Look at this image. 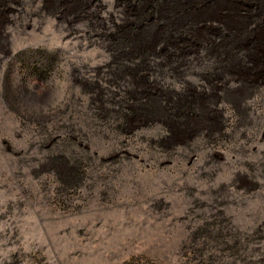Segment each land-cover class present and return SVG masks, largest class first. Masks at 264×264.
Returning a JSON list of instances; mask_svg holds the SVG:
<instances>
[{
    "label": "rangeland",
    "instance_id": "rangeland-1",
    "mask_svg": "<svg viewBox=\"0 0 264 264\" xmlns=\"http://www.w3.org/2000/svg\"><path fill=\"white\" fill-rule=\"evenodd\" d=\"M188 1L0 0V264H264V0Z\"/></svg>",
    "mask_w": 264,
    "mask_h": 264
},
{
    "label": "trees",
    "instance_id": "trees-1",
    "mask_svg": "<svg viewBox=\"0 0 264 264\" xmlns=\"http://www.w3.org/2000/svg\"><path fill=\"white\" fill-rule=\"evenodd\" d=\"M228 1H230V3H227ZM242 2L245 3L244 0H242V1L241 0H189L188 5L185 8V11L187 12V11L192 10V13L197 14L199 16V19L201 20V22L205 26L213 25V26L218 27L219 30H221V25H220L221 23L219 22L218 18H221L223 20H227V18L233 19L234 15H237L239 12L238 6L244 5ZM244 7L249 9V11L247 10V12H250V11L252 12L253 8H254V4L251 0H247ZM214 23H216V24H214ZM187 29H188V27H187ZM188 36L189 35H187V37H185V39L190 38ZM185 39L182 38L181 41L179 40V42L183 43L185 41ZM187 42H188V40H187ZM189 42H191V41H189ZM183 46H181L180 44H177L176 42L175 43L172 42L171 44H169V46L166 47V49L163 48V50H165V51L170 50V52H171V49H173L174 54L179 53V54H185V55L187 54L188 55L189 50H186ZM182 47L184 49H181ZM185 47H187V46H185Z\"/></svg>",
    "mask_w": 264,
    "mask_h": 264
}]
</instances>
